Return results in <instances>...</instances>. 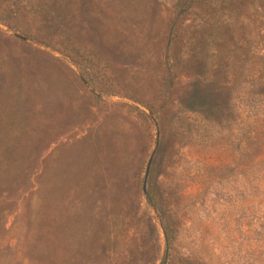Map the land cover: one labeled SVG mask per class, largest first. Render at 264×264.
<instances>
[{"label":"rangeland","instance_id":"1","mask_svg":"<svg viewBox=\"0 0 264 264\" xmlns=\"http://www.w3.org/2000/svg\"><path fill=\"white\" fill-rule=\"evenodd\" d=\"M220 4L0 0V264H264V0Z\"/></svg>","mask_w":264,"mask_h":264},{"label":"trees","instance_id":"2","mask_svg":"<svg viewBox=\"0 0 264 264\" xmlns=\"http://www.w3.org/2000/svg\"><path fill=\"white\" fill-rule=\"evenodd\" d=\"M193 1L195 0H189V3ZM220 2L221 8H228L230 5H232L233 0H220ZM262 4L263 3H261V5ZM210 5H212V9H215L213 4ZM186 10L187 7L180 8L178 10V14L183 15ZM230 95V89L224 83H219L218 81H211L210 83L202 84L199 80H195L192 81L188 95L183 99V105L185 108L197 110L204 114L205 112H209L210 115H215L214 117H216L217 119H221L222 116H219V114L217 113L223 110L224 107H228V102L231 100ZM163 227L165 239L166 241H169L170 234L167 229V226H165L164 223Z\"/></svg>","mask_w":264,"mask_h":264},{"label":"water","instance_id":"3","mask_svg":"<svg viewBox=\"0 0 264 264\" xmlns=\"http://www.w3.org/2000/svg\"><path fill=\"white\" fill-rule=\"evenodd\" d=\"M13 35L16 36V37H18V38H21V39H23V40H29L27 37L22 36V35H20V34H18V33H16V32H14ZM77 73H78V76L80 77V79L82 80V82H83L84 84H86V86L90 87V85L88 84L87 80L83 77V75H82L80 72H78V71H77ZM90 89H91L93 92H96V91L94 90V88H91V87H90ZM97 94H98L99 96L101 95V94H99V93H97ZM157 142H158V134H157V136H156V144H155V147H154V149L152 150V152H151V154H150V156H149V158H148V161H147V164H146V169H145V172H144V183H143V192H144V193H145V191H146V188H145V182H146V179H147V176H148V173H149V169H150V166H151L152 159H153L154 154H155V150H156Z\"/></svg>","mask_w":264,"mask_h":264}]
</instances>
